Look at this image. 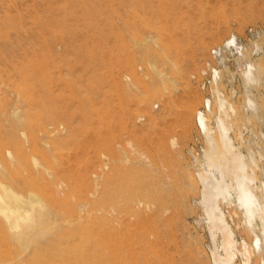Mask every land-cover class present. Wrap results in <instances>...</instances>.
<instances>
[{"label": "rangeland", "instance_id": "374dc122", "mask_svg": "<svg viewBox=\"0 0 264 264\" xmlns=\"http://www.w3.org/2000/svg\"><path fill=\"white\" fill-rule=\"evenodd\" d=\"M234 34L259 72L249 86L243 71L215 82L214 97L219 87L237 107L233 135L243 128L263 150L264 0H0V175L50 211L31 253L0 213V264H212L199 76Z\"/></svg>", "mask_w": 264, "mask_h": 264}, {"label": "bare ground", "instance_id": "6f19581e", "mask_svg": "<svg viewBox=\"0 0 264 264\" xmlns=\"http://www.w3.org/2000/svg\"><path fill=\"white\" fill-rule=\"evenodd\" d=\"M236 41L237 36L234 34L228 39L227 46L235 44L239 50L244 49L243 46L236 44ZM259 48L261 47L257 49ZM258 72L259 66L255 62L247 63L243 70L246 86L256 80ZM219 77L220 71L215 69L216 83ZM215 92L217 109H214L208 100L207 113L199 110L196 114L199 129L207 141L203 158L201 160L196 158V161L200 165L197 172L200 182L199 204L202 206L209 231L212 264H237L240 256L241 264H253L254 255L261 252L263 255L264 250V181L258 183L261 176L259 174L263 171L264 149L262 150V145L260 146L258 141L245 137L242 126V129H238L237 136L233 135L234 121H236L234 119L239 115L238 109L225 97L219 87H216ZM250 94L248 93L246 99V108L255 112L257 102ZM248 119L251 123V118ZM253 141L258 148L253 146ZM0 191V213L6 219L5 225L10 228L20 243L21 251L30 249L31 253L33 248L39 250L38 238L48 230L45 228L49 223L45 212L49 214L50 211L46 210L48 208L36 195L29 194L30 196L26 199L21 193L5 186L1 175ZM223 202L241 211L244 225L253 234L250 242L247 240L240 242L236 238V232L228 220L224 205L222 206ZM50 229L54 230L52 227ZM27 253L29 252L25 255ZM80 263L77 262V264Z\"/></svg>", "mask_w": 264, "mask_h": 264}, {"label": "built area", "instance_id": "2783aa9c", "mask_svg": "<svg viewBox=\"0 0 264 264\" xmlns=\"http://www.w3.org/2000/svg\"><path fill=\"white\" fill-rule=\"evenodd\" d=\"M248 33L251 39H255L258 31L255 29H250ZM236 44L239 46H246L244 40L238 36ZM241 51L242 49L239 50L235 44L227 46L225 41L221 45L212 49V61H208L206 63L199 76L201 77L199 80L201 89L205 93L204 104L201 107V110H203L205 113L208 111L206 100H210L212 102L214 101V88L216 84L213 76L214 68L219 69L221 74L218 79L219 85L225 80L230 81L232 84L235 80V77L238 81L240 79L243 80L242 71L245 69V63L248 59L246 57L247 53L245 52V49L244 54H242ZM230 75L231 77H229ZM196 79L198 80V77H196ZM211 106H213V104Z\"/></svg>", "mask_w": 264, "mask_h": 264}]
</instances>
